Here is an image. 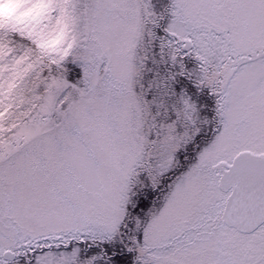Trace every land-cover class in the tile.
Returning <instances> with one entry per match:
<instances>
[{"label":"snow or ice","instance_id":"6c2138e0","mask_svg":"<svg viewBox=\"0 0 264 264\" xmlns=\"http://www.w3.org/2000/svg\"><path fill=\"white\" fill-rule=\"evenodd\" d=\"M0 264H264V0H0Z\"/></svg>","mask_w":264,"mask_h":264}]
</instances>
